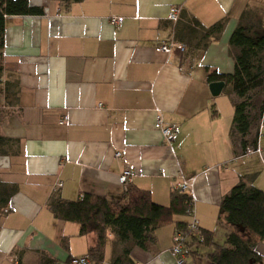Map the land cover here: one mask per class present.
<instances>
[{"label":"crops","instance_id":"0c3cea01","mask_svg":"<svg viewBox=\"0 0 264 264\" xmlns=\"http://www.w3.org/2000/svg\"><path fill=\"white\" fill-rule=\"evenodd\" d=\"M29 2L44 14L8 16L2 48L10 106L0 135L13 140L0 156V178L13 193L0 216V264H71L87 254L97 234L81 235L78 223L55 217L50 202L87 193L120 197L126 165L136 173L133 185L164 205L178 173L194 179L189 194L199 223L225 243L230 227L219 220L223 197L242 181L264 190V134L257 141L255 122L247 140L262 151L242 155L232 136L235 97L225 86L212 91L207 67L234 71L238 49L230 38L255 20L264 0ZM172 6L181 10L177 21L169 18ZM110 15L124 22L116 26ZM189 17L207 28L219 21L225 27L197 48L188 41ZM163 41L187 48L158 52ZM158 111L179 126L171 143L155 127ZM175 229L173 223L158 229L147 249L111 232L103 264H178ZM194 248L186 250L185 264H197ZM257 251L264 257V242Z\"/></svg>","mask_w":264,"mask_h":264},{"label":"trees","instance_id":"16d2710c","mask_svg":"<svg viewBox=\"0 0 264 264\" xmlns=\"http://www.w3.org/2000/svg\"><path fill=\"white\" fill-rule=\"evenodd\" d=\"M61 2H81L83 0H60ZM44 14L41 7L32 6L29 0H0V55L4 45L5 21L12 15ZM179 20V19H178ZM188 41L196 43L198 48L206 47L209 40L220 36L225 27L219 21L205 27L195 17H189ZM198 40V41H196ZM185 45V49L187 45ZM230 46L237 50L235 67L232 73H220L218 70L208 71V81H224L229 95L235 97V114L233 118L232 136L239 140L242 155L248 147H257L259 143L250 144L247 136L255 122H259L258 139L260 140V124L264 121V100L260 111L254 117L253 108L255 90L264 86V32H254L250 27L240 24L230 38ZM3 68L0 65V75ZM13 139L0 135V156L7 151ZM257 144V145H256ZM10 147V146H9ZM2 184V185H1ZM0 182V216L7 207L12 189ZM8 190V191H7ZM193 197L179 189L171 194L168 205L160 204L153 199L149 190L131 184L120 197H107L95 194H83L76 200L62 197L52 199L50 207L58 219L76 222L80 225V234L91 232L97 234V242L86 256L88 264H103L110 233H115L121 240H133L138 246L147 249V243L154 238L155 232L168 225L175 224V232L186 236L184 250L195 247L192 253L197 264H202L201 246L212 248L209 253L210 264H261L264 257L257 251L259 243L264 242V190L240 182L226 194L220 205V224L230 227L225 243L215 240L213 231L200 227L201 236L189 227V208ZM195 205V200L193 201ZM66 242V240H64ZM130 250L127 249L126 253Z\"/></svg>","mask_w":264,"mask_h":264},{"label":"built area","instance_id":"2783aa9c","mask_svg":"<svg viewBox=\"0 0 264 264\" xmlns=\"http://www.w3.org/2000/svg\"><path fill=\"white\" fill-rule=\"evenodd\" d=\"M180 8L178 6H172L169 13V18L173 21H177L180 17ZM48 13V11H47ZM110 21L118 26L121 25L124 22V18L118 15H110ZM174 48H179L181 50L185 49V45L178 44L173 41H163L156 47V50L158 52H164V53H170ZM66 117L61 121V123H64L66 121ZM156 129L160 130L165 137L166 141L168 143H171L177 132H178V124L174 122H166L162 113L158 111L156 122H155ZM260 138L264 134V121L260 124ZM262 151V148L260 145L255 147H248L247 150L243 155H251L254 153H259ZM115 157L117 159L124 158V154L122 151H117L115 153ZM136 173L132 169L130 165H126V167L123 169L122 173L120 174V183L124 186V191L128 190V187L133 184V180ZM177 177L179 179L177 189H179L182 192L190 193L194 187V179L186 177L183 173H178ZM59 185H62V183H59ZM83 197V194L80 196ZM194 198L191 201V207L189 208V216L192 217V220H190L189 227L193 229L198 234V237L200 239H203V236H201L200 231V223L196 215V209L195 205L193 204ZM186 236H183L180 232H175L173 236V245H172V254L176 257L178 264H185V250L184 246L186 241ZM71 264H88L89 263V257L86 255L81 256H75L72 257L70 260Z\"/></svg>","mask_w":264,"mask_h":264},{"label":"rangeland","instance_id":"374dc122","mask_svg":"<svg viewBox=\"0 0 264 264\" xmlns=\"http://www.w3.org/2000/svg\"><path fill=\"white\" fill-rule=\"evenodd\" d=\"M255 12H257V14H255V20L252 21H248L245 22V26L250 27L254 32H259V34H262L264 32V4H262L261 6L258 5L255 7L254 9ZM2 56L0 55V65L2 67ZM7 85H6V81H5V76L3 74V72L0 75V125L2 122V117L5 114H8L9 112L6 110H9V106H10V101L7 100L6 97V93H7ZM253 99H254V103H255V108H253V114L254 117L257 116V114H259L260 111V104L262 103V101L264 100V86L258 88L257 90H255L254 94H253ZM229 99V98H228ZM0 134H3V131L1 130L0 127ZM10 146V144H9ZM9 146H5V147H9ZM10 148V147H9ZM9 148H7V151H9ZM4 170H2L0 168V175ZM1 178H0V182H1ZM3 183V182H1ZM7 184V183H6ZM2 185V184H1ZM10 188V186H8ZM8 191V190H7ZM1 198V195H0ZM189 221L192 220V217L188 216ZM222 234V232H220V235ZM209 249L207 248V246H201V252L203 253L202 255V263L204 264H209V258L206 255V251H208ZM194 258L193 256L190 257V261H192Z\"/></svg>","mask_w":264,"mask_h":264},{"label":"water","instance_id":"95a60500","mask_svg":"<svg viewBox=\"0 0 264 264\" xmlns=\"http://www.w3.org/2000/svg\"><path fill=\"white\" fill-rule=\"evenodd\" d=\"M211 89L215 94H218L222 91L223 87L225 86L224 81H215L211 83Z\"/></svg>","mask_w":264,"mask_h":264}]
</instances>
